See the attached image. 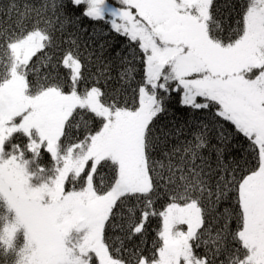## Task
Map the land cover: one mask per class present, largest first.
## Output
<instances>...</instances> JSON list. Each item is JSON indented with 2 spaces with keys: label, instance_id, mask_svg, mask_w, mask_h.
Masks as SVG:
<instances>
[{
  "label": "snow or ice",
  "instance_id": "snow-or-ice-1",
  "mask_svg": "<svg viewBox=\"0 0 264 264\" xmlns=\"http://www.w3.org/2000/svg\"><path fill=\"white\" fill-rule=\"evenodd\" d=\"M0 264H264V0H0Z\"/></svg>",
  "mask_w": 264,
  "mask_h": 264
}]
</instances>
